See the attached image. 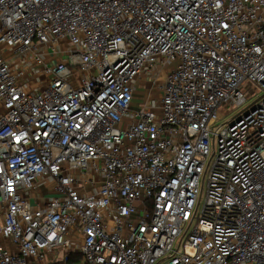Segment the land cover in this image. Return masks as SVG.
Instances as JSON below:
<instances>
[{
  "label": "built area",
  "instance_id": "obj_1",
  "mask_svg": "<svg viewBox=\"0 0 264 264\" xmlns=\"http://www.w3.org/2000/svg\"><path fill=\"white\" fill-rule=\"evenodd\" d=\"M263 94L264 0H0V264H264Z\"/></svg>",
  "mask_w": 264,
  "mask_h": 264
},
{
  "label": "rangeland",
  "instance_id": "obj_2",
  "mask_svg": "<svg viewBox=\"0 0 264 264\" xmlns=\"http://www.w3.org/2000/svg\"><path fill=\"white\" fill-rule=\"evenodd\" d=\"M170 66H176V62H174L173 64H171ZM244 89L248 90V98H247V102L240 106V107H235V106H222L220 111L224 114L222 116V118L216 122L215 126H214V129L217 128V126L225 123L230 117H232L234 114H236L237 112H239L240 110H242L244 107H246L250 102H252L254 99H256V97L258 95H260L262 93V91L260 89H257L255 88L252 84L250 83H245L244 84ZM157 92H155L156 94ZM145 97V93L144 92H141V89L140 91H138L136 93V98L137 99H140V98H144ZM141 100V99H140ZM232 108L233 110L228 113L229 109ZM206 197V183H205V188L202 192V198H201V203H203L204 199Z\"/></svg>",
  "mask_w": 264,
  "mask_h": 264
},
{
  "label": "trees",
  "instance_id": "obj_3",
  "mask_svg": "<svg viewBox=\"0 0 264 264\" xmlns=\"http://www.w3.org/2000/svg\"><path fill=\"white\" fill-rule=\"evenodd\" d=\"M75 259L76 260H80L81 259V255H76Z\"/></svg>",
  "mask_w": 264,
  "mask_h": 264
},
{
  "label": "crops",
  "instance_id": "obj_4",
  "mask_svg": "<svg viewBox=\"0 0 264 264\" xmlns=\"http://www.w3.org/2000/svg\"><path fill=\"white\" fill-rule=\"evenodd\" d=\"M140 99H141V98H140ZM140 99H137V98H136V103H139Z\"/></svg>",
  "mask_w": 264,
  "mask_h": 264
},
{
  "label": "water",
  "instance_id": "obj_5",
  "mask_svg": "<svg viewBox=\"0 0 264 264\" xmlns=\"http://www.w3.org/2000/svg\"><path fill=\"white\" fill-rule=\"evenodd\" d=\"M263 96H264V94H263V95H261V96H260V98H261V97H263ZM255 101H256V100H255ZM255 101H254V102H255ZM254 102H253V103H254Z\"/></svg>",
  "mask_w": 264,
  "mask_h": 264
}]
</instances>
